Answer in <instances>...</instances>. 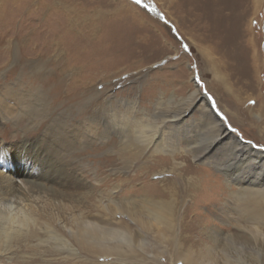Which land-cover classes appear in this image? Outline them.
Returning a JSON list of instances; mask_svg holds the SVG:
<instances>
[{"label": "rangeland", "instance_id": "374dc122", "mask_svg": "<svg viewBox=\"0 0 264 264\" xmlns=\"http://www.w3.org/2000/svg\"><path fill=\"white\" fill-rule=\"evenodd\" d=\"M98 9L105 12L106 17L100 20L99 29L90 41L74 31H67L76 24H88L90 19L85 14ZM103 43L113 45V49L109 45L101 48ZM217 43L226 46L225 50L237 58L240 69L246 66L247 70L242 71L245 75L236 77L238 81L232 78L226 81V88L216 82L212 91L208 84L213 81L214 73L205 53L216 48ZM106 52L112 55H105ZM219 52L214 53L217 58ZM59 53L66 57L69 69L79 70L85 66L86 76L103 67L104 72L110 73L107 81L97 79L94 83L95 88L105 92L98 106L107 104L109 109L112 128L108 129L110 133L106 138H102L103 124L95 128L101 135L95 133L94 138L87 140L82 116L63 120L62 109L51 108L50 101L44 99L37 101L35 93L38 91L31 89L26 75L29 65L48 56L55 58ZM100 53H104L103 58ZM16 54L21 61L15 60ZM254 54L256 61L252 59ZM83 55L88 59L80 63ZM197 76L202 83L194 80ZM196 87L207 96L210 106L231 133L264 152V0H142L141 4H136L135 0H0V196L20 198L35 221L31 227L33 236L18 240L5 253L0 248V264H184L178 259L180 251L191 250L194 255L205 257L208 247L219 251L227 239L255 248L246 249L240 258L235 256L239 264H264L256 260V251L264 250V240L238 228L233 221L238 216L234 210H229L231 219L227 223L226 219L217 218L221 210L228 209L225 207L228 199L229 205L238 202L222 179L218 185L206 188L205 194L202 192L206 201L196 209L206 217L201 228L193 231L182 227L185 207L194 202L192 196L183 191V185L174 188L175 194L156 203L149 214L142 206L141 197L133 193L145 179L128 181L131 175L138 173L141 161L130 158L134 152L123 150L121 131L114 128L124 123L121 102L136 97L140 101L148 95L142 98L146 112L141 113L139 119L144 129L149 130L160 123L155 122L157 113L153 102L161 97V113L181 114ZM215 91L222 96L220 106ZM227 93H234L238 101L229 98ZM107 95L110 103L104 99ZM19 98L22 100L20 108L15 104V101L20 104ZM31 106L39 107L45 115L33 116ZM225 108L232 111L239 125L229 122ZM200 115L198 109L188 112L180 126L190 128L196 122L199 124ZM57 116L62 120L61 125H56ZM194 130L189 141L195 142L189 147L205 150L213 140L211 131L200 125ZM135 134L138 136L139 132ZM189 147L185 144L178 147L182 152L177 151V160L184 165L214 167L184 151ZM225 147L224 144L215 147L214 155L222 154ZM124 156L128 157L127 166ZM163 167L168 169L165 175L172 177L169 166ZM146 177L148 183H152L162 176L150 171ZM195 179L199 181V177L191 181ZM125 189H130V193ZM214 191L217 195L209 198ZM115 207H120V214H115ZM194 212L188 219L193 223L197 222ZM59 219L67 223L89 219L109 228L128 226L126 229L135 242L145 239L147 244L143 249L136 247L135 252L122 249L125 254L122 260L115 255L89 254L68 231L56 226ZM47 224L63 241L70 240L78 254L57 249L55 240L43 230ZM143 226L150 229L141 230ZM168 226L173 228L165 231L167 242L156 243L159 227L170 228ZM215 236L221 240L215 242ZM223 238L226 239L223 241ZM173 239L181 250H175ZM218 264L227 263L221 260Z\"/></svg>", "mask_w": 264, "mask_h": 264}, {"label": "bare ground", "instance_id": "6f19581e", "mask_svg": "<svg viewBox=\"0 0 264 264\" xmlns=\"http://www.w3.org/2000/svg\"><path fill=\"white\" fill-rule=\"evenodd\" d=\"M116 9L118 10V8ZM85 16H88V19H90V21H88V24H80L78 22L79 24H76L74 27L68 28L67 31H74L77 33V35L81 36L80 38L84 39V37H87L88 40H91L96 35V32L99 29L98 24H100V20L104 19V17L106 16L105 12H103L101 9H98L97 11L92 10V13H87L85 14ZM108 45L111 46L110 44L103 43V45H101L100 47L104 48ZM221 45L217 43V45H215L216 48H210L205 53V55H208V63L214 73L213 81L209 82L208 84V88L212 91H214L212 88L213 84L215 85L216 82L221 88H226V81L230 82L231 78L232 80L238 81L236 77L240 76L241 74L245 75L242 71L246 73L245 69L247 70V68H245L246 66L240 69V67L238 66L237 58H234L231 53H228L225 50L226 46L224 47V45ZM112 46L110 47L111 49H113ZM128 49H130L129 46ZM123 50L124 49L120 51ZM219 50L220 52L218 54L220 56H218L219 58H217L215 55H217V52ZM125 53L127 54V52ZM100 54L103 58L104 53ZM107 54L108 52L105 53V55ZM58 55L60 56H55V58H51L49 56L41 58L42 60H37V63L35 65L34 63H30L31 65H29V71L26 75L29 76V81L32 84L31 89L38 91L37 93H35L37 101L44 99V101L46 100L48 103L50 101L51 108H57L60 110L62 109L63 112H60L62 113L61 116L63 117H61V119L63 120H67L70 116H82L85 120L83 121L84 128L82 129L85 131V137L87 140H91V138H94L96 136L95 133H97V135H101L95 130V128H97V125L99 126L100 124H103L104 135H102V138H106L107 133H110L108 132V129L112 128L111 120H109L110 116L108 115L109 109L106 106L107 104L105 106H102L101 108L98 106V101L102 98L104 91H99L97 88H95L94 83L97 79H103L104 81H107L110 73L104 72L103 67L102 69H98L95 74H87L86 76L85 66L82 65L79 70L76 68L69 69L67 66L66 57H62L60 53ZM110 55L112 54H108V56ZM16 59H19L17 54L15 55V60ZM87 59V56H81L80 63H85ZM252 59L256 61L255 54L254 56H252ZM19 61H21V59H19ZM255 69L257 70V67H255ZM30 78H33V80ZM226 95L229 98L238 101V97H236L234 93H227ZM189 96V105L181 114L161 113V97L157 99L156 103L153 102L152 104L154 105V111L156 110L155 114L157 113L155 122L160 123L158 127L149 130L144 129L143 122H141L139 119V115L146 112V107L143 106L142 98L146 99L148 95H146L145 97H141L140 101L136 97L132 100L127 101L125 99L124 102H121V108L123 109L124 113V116H122L124 123L120 127L114 125L113 126L115 129L117 128L119 131H121L120 133L122 134L121 136L123 138V150L134 152L130 155V158L140 159L141 161V164L138 167V173H136L135 175H131L128 181L133 183L138 178L145 179V183H143L141 187H134L135 189H133V193H136L141 197L140 200L142 201V206L148 210L147 212L149 214H151L154 210V206H156V203H159L167 196H172L173 194H175L174 188L183 185V191L188 193V195H191L194 199V202L185 207L186 213L184 214L182 227L184 230L186 229L193 231L201 228L204 223L203 217H206L205 215L201 216V213H199L198 209H196L199 205H202L206 201V197L203 195L205 194L204 190L206 188H211L214 185H218V182L221 183L220 180L222 179L224 185L227 186V189H230V195L238 202L235 205H229L230 203L228 199L226 205L224 204L228 209L224 208V210H221L219 214L220 216H217V218H222L223 220L226 219L225 222L227 223L231 219V211L229 210L232 209L238 215L236 216V218H233V221L238 224V228L251 235L252 237H255L256 239L259 238L261 240H264V152L256 149L249 144L243 143L241 139L237 138L233 133H231L226 127L225 122L218 117L213 108L210 106L207 96L202 94L201 90H199L197 87L193 92H191ZM214 96L216 97L218 106H220V104L222 103V96H220L219 92L216 91ZM104 99L106 103L111 102V99L108 97V95L104 97ZM19 102L20 104H17V102L15 101V104L16 106H18V108H20L22 105L21 98H19ZM4 105L7 106V103H4ZM194 109L199 110L201 114V119L199 120L201 122H199V124H197L196 122V125L193 124V126H191L190 128H182L180 125L184 118V115L188 112L193 111ZM30 112L33 114V116L37 117L42 116V114L45 115V113L42 112L39 107L37 108L31 106ZM225 113H227V117L231 124H240L238 119L233 115L232 111L229 108H225ZM60 123H62V120H60V117L57 116L56 125H61ZM199 125L201 128L203 126L207 127L213 135L212 143H210V145L202 151H197L192 148L193 146L191 144L194 143L195 140L192 139V141H189L190 138H192L190 133H194L196 131L194 130L195 127H198ZM134 128L136 129V131ZM176 128L180 129L177 130ZM167 131L170 132H168V137H165V132ZM171 131H174L175 134H172ZM135 132H139L138 136L135 134ZM68 133H70V130L68 131ZM63 134L65 135L66 133L63 132ZM178 140H181V142H177ZM184 140L185 142H183ZM174 141H176V143ZM183 144L188 147L189 145L192 146L189 147L190 149L185 148L184 151L188 153L191 152L196 159L203 163L207 162L208 164H214V167L201 168L195 167L192 164L184 165L183 161L177 160V151L178 153L182 152L180 151V149H178V147H181V145ZM222 144L226 146L225 151H223L222 154L220 153L219 155L215 156V147ZM123 160L127 166L128 157L124 156ZM163 166H169L168 168L173 171L172 177L165 175V172L168 169ZM150 171H154L155 174L162 176L161 179H158L157 181H154L152 183H148L146 176ZM217 171L221 173V175H219V173H216ZM194 173L195 176H192V174ZM197 177H199V181H197L196 179L194 182L191 181L192 179ZM219 177L220 179H218ZM197 182H199L198 186H196ZM20 184L24 185L23 183ZM165 185L167 186L165 187ZM126 190L127 189H125V192H128L127 194H129L130 189L127 191ZM191 191L196 193L193 194V192ZM197 193H200L203 196L200 197L199 194L197 196ZM215 194L217 195L216 191H214L213 194L209 196V198L214 196ZM19 199L20 198H16L15 195H10L8 197L0 196V248L4 253L10 250L13 244L18 240H21L28 236H33L31 227L35 225V221L25 210V206L27 204H24L22 200ZM193 207L195 209H192ZM119 208L115 207V214L117 215L121 213V211H119ZM193 211H195L194 217L197 220V222L194 223L188 220L192 217L190 216V213H192ZM208 221L209 220H207V222ZM50 226L51 225L47 224L46 228H43V230L45 229L44 231L47 234L51 235L50 237L55 240V244L57 245L56 248L72 255L78 254L77 247H75V245L71 243L70 240L65 239L63 241V239L59 238L56 231L53 230ZM56 226L68 231L72 237L80 242V248L84 249V251L89 254L98 253L108 256L115 255L118 259L122 260V258L125 257L124 251L122 249H127L130 252H135L136 247H140L141 249H143L147 244L145 239H141L135 242L129 231H127L128 229H126L128 228V226H125V228H111L112 226H110L109 228L108 226L100 225L94 220L89 219L84 221L74 220L72 223L60 221L59 219L56 220ZM173 226H168L170 228L159 227V236L156 239V243L163 244L167 242L168 236L167 234H165V231L172 229ZM149 229V226H143L141 230L146 231ZM36 233L39 234L40 232ZM225 239L226 238H223V241ZM175 240L176 239L171 240V243L173 244L175 250L179 251L181 250V248H179L180 245ZM218 240L220 241L221 237L215 236V242ZM110 241L116 242L111 243ZM122 242L124 244H122ZM225 243L226 245L221 247L219 251L218 249H208V247V255L205 257L202 255H194L193 251L191 250H187L188 252L183 253L182 251H180L181 256L180 254H178V259L182 260L184 264H218V262L221 260H223L227 264H239V258L241 257V255L245 254L246 249H255L252 246H248V244L244 242L235 243L227 239ZM256 252V260L259 262L264 261V250H258ZM235 256H239V258L236 259Z\"/></svg>", "mask_w": 264, "mask_h": 264}, {"label": "snow or ice", "instance_id": "6c2138e0", "mask_svg": "<svg viewBox=\"0 0 264 264\" xmlns=\"http://www.w3.org/2000/svg\"><path fill=\"white\" fill-rule=\"evenodd\" d=\"M135 3H136V4H141V3H142V0H135ZM145 7L147 8V5H145ZM184 48H185V50H188V49H187V45H184ZM194 80L197 81L198 84H199V83H202V82L199 81V77H198V76H197V77H194ZM101 259H103V258H101Z\"/></svg>", "mask_w": 264, "mask_h": 264}]
</instances>
